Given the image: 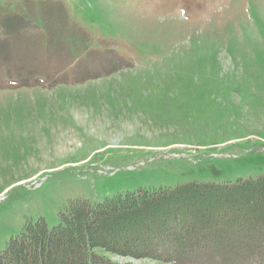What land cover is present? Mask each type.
I'll return each mask as SVG.
<instances>
[{
  "label": "rangeland",
  "instance_id": "1",
  "mask_svg": "<svg viewBox=\"0 0 264 264\" xmlns=\"http://www.w3.org/2000/svg\"><path fill=\"white\" fill-rule=\"evenodd\" d=\"M0 7L21 13L10 47L27 57L0 61V83H29L0 88V251L26 220L57 225L69 199L264 176V0Z\"/></svg>",
  "mask_w": 264,
  "mask_h": 264
},
{
  "label": "trees",
  "instance_id": "2",
  "mask_svg": "<svg viewBox=\"0 0 264 264\" xmlns=\"http://www.w3.org/2000/svg\"><path fill=\"white\" fill-rule=\"evenodd\" d=\"M58 217L52 228L26 220L0 264H124L97 249L170 264H264V176L74 198Z\"/></svg>",
  "mask_w": 264,
  "mask_h": 264
},
{
  "label": "crops",
  "instance_id": "3",
  "mask_svg": "<svg viewBox=\"0 0 264 264\" xmlns=\"http://www.w3.org/2000/svg\"><path fill=\"white\" fill-rule=\"evenodd\" d=\"M0 10V61H2L1 64L3 67H5L6 65H16V63L14 62H16L17 60L20 61L21 59L18 57L16 51L10 47V41L14 39L18 34V23L21 21L22 16H20V12H5L1 7ZM43 54L44 53L37 54V56L39 57L38 60H36L37 62L44 61L42 59ZM26 58L21 60V65L25 64V61L27 60ZM45 58H47L46 55ZM34 66L36 67V65L30 66V71L28 70L27 73H35L34 71H31L32 69H34Z\"/></svg>",
  "mask_w": 264,
  "mask_h": 264
}]
</instances>
